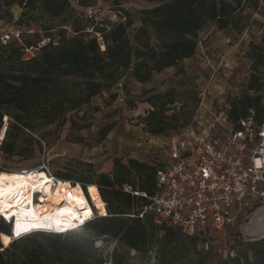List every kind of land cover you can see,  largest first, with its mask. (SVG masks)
<instances>
[{
    "label": "trees",
    "instance_id": "1",
    "mask_svg": "<svg viewBox=\"0 0 264 264\" xmlns=\"http://www.w3.org/2000/svg\"><path fill=\"white\" fill-rule=\"evenodd\" d=\"M142 1L153 6L138 12L140 25L133 29L131 39L128 33L133 22L128 13L124 24L108 30L94 28L93 31L103 36L105 46L101 51L95 36L85 31L91 22L76 12L69 0H0V10L6 9L9 16L12 6L19 7L18 24L26 17L25 24L32 27V13L36 9L49 19L62 20L55 35L51 34L54 28L44 27V36L51 41L56 39L57 45L46 44L33 58L24 59L22 51L35 46L39 36L34 42L22 41V45L0 44V129L7 110L55 119L53 115L61 114L62 109L76 112L89 105L95 96L110 90L125 74L138 84L150 82L155 74L194 56L197 34L208 22L218 30L236 28L235 15L241 4V0ZM95 3V0H77L80 11ZM252 65L246 91L230 99L225 106L228 122L235 127L251 114L257 125L264 122V86L257 75L259 67H264L263 50ZM68 78L80 80L77 95L60 93L61 81ZM115 98L113 95L111 99ZM164 99L157 95L145 101L151 109L145 112L140 124L153 137H165L184 126L179 125L177 114H167L168 106L174 101ZM23 128L28 129L30 125L15 117L9 131L20 132ZM112 128V124L103 128L99 132L101 139ZM0 152L8 158L21 156L16 136L7 132L0 142ZM162 167L159 163L133 158L125 162L114 158L108 172H96L90 180H73L67 174H55L54 179L59 182L79 185L89 202L86 188L94 185L105 203L107 215L97 216L92 206L94 217L72 230L63 233L32 231L13 239L5 248L0 244V264H107L95 247L100 239L116 243L109 264H127L119 248L142 257L155 249L154 264H182L187 246L195 249L201 240L184 235L176 227L157 224L150 212L138 217L150 205L149 198L156 194V173ZM2 234L10 236L11 226L0 217V236ZM260 243H264V239L257 245ZM244 257L247 261V256ZM201 258L198 256V261ZM254 259L264 264V256H254ZM230 261L237 262L239 257Z\"/></svg>",
    "mask_w": 264,
    "mask_h": 264
},
{
    "label": "rangeland",
    "instance_id": "2",
    "mask_svg": "<svg viewBox=\"0 0 264 264\" xmlns=\"http://www.w3.org/2000/svg\"><path fill=\"white\" fill-rule=\"evenodd\" d=\"M96 1L100 5L112 8L121 6L127 10L133 22L128 33L130 39L133 29L140 25L138 12L153 6L142 0ZM69 2L82 16L77 0ZM5 11L4 8L0 10V19L4 24L34 31L32 35L24 33L23 42H34L38 36L41 39L45 26L54 28L51 34L55 35L62 25L61 19H49L39 9L32 13V27L25 24L26 17L18 24L21 14L18 6L9 9L10 16ZM235 18L237 26L234 29L218 30L213 23L208 22L197 34L198 44L194 56L183 60L176 67L155 74L146 84H138L125 74L110 90L95 96L89 105L76 112L62 109L61 114L53 115L55 119L40 114L21 115L15 110H7V128L5 130L2 122L0 142L10 132V135L16 136L22 155L8 158L0 152V172L42 170L53 178L57 173H64L73 180H90L96 172H108L114 158L123 162L133 158L161 164L166 156L163 147L197 133L203 124L225 111L230 99L246 91L254 59L261 50L264 51V0H241ZM257 75L264 86L263 66L259 67ZM80 83L75 78L64 79L60 84V93L77 95ZM113 95H116L114 100L111 99ZM157 95L174 101L168 106L167 114H177L180 117L179 125H184L165 137H153L140 126L145 112L151 109L145 101ZM15 117L30 125V128H23L20 132L9 131ZM111 124L113 128L101 139L99 132ZM50 185L54 189L58 182L51 181ZM86 192L90 202L82 194L93 213L92 206L95 210L96 207L88 188ZM42 195V190L33 194L35 208L41 205ZM96 215L99 216V213ZM37 224L39 229L50 230L43 223L37 221ZM52 226L55 232L63 230L58 221L52 222ZM211 238L208 251L202 249L201 244L195 249L187 246L182 264H260L254 256H264V243L257 245L264 239V200H252L240 209L231 210L226 226ZM0 244L2 248L8 246L3 245L1 240ZM115 246V242H106L104 239L95 242V247L107 264ZM119 253L126 257L127 264L155 263V249L146 257L124 248H119ZM198 256H202L200 261ZM235 256L239 257V261L231 262ZM244 256H247V261Z\"/></svg>",
    "mask_w": 264,
    "mask_h": 264
},
{
    "label": "built area",
    "instance_id": "3",
    "mask_svg": "<svg viewBox=\"0 0 264 264\" xmlns=\"http://www.w3.org/2000/svg\"><path fill=\"white\" fill-rule=\"evenodd\" d=\"M81 12L91 22L85 31L95 36L103 51V36L94 28L108 30L124 24L127 10L96 1ZM24 33L32 35L34 31L4 24L0 19V44L22 45ZM56 41L43 36L35 46L23 48V58L35 57L39 49L50 42L55 46ZM7 123L5 116V130ZM163 151L166 156L161 162L163 167L156 173V194L149 198L150 205L138 217L142 218L146 212L154 214L157 224L173 226L188 237L202 239L200 244L205 251L211 237L226 226L231 210L240 209L252 200H264V122L257 125L253 114L235 127L228 122L225 111H221L197 133L175 140ZM44 173L50 177L48 172ZM0 217L9 226L15 219L3 214Z\"/></svg>",
    "mask_w": 264,
    "mask_h": 264
},
{
    "label": "bare ground",
    "instance_id": "4",
    "mask_svg": "<svg viewBox=\"0 0 264 264\" xmlns=\"http://www.w3.org/2000/svg\"><path fill=\"white\" fill-rule=\"evenodd\" d=\"M49 178L42 170L13 171L0 175V214L6 218L15 217L12 220L10 236H0L3 245H9L12 238L39 229L37 221L47 225L50 230L54 229L52 222L58 221L62 229L66 230L93 218L91 207L88 206L78 185L70 186L69 182L60 181L58 186L52 189ZM40 190L44 195L40 199L41 205L35 208L32 203L33 194ZM88 191L99 216H105V203L101 200L97 188L89 185ZM17 225L20 226V235H16ZM5 237L8 238L7 242Z\"/></svg>",
    "mask_w": 264,
    "mask_h": 264
},
{
    "label": "snow or ice",
    "instance_id": "5",
    "mask_svg": "<svg viewBox=\"0 0 264 264\" xmlns=\"http://www.w3.org/2000/svg\"><path fill=\"white\" fill-rule=\"evenodd\" d=\"M16 235H20V226L17 225V232H16ZM5 239V242H7V237L4 238Z\"/></svg>",
    "mask_w": 264,
    "mask_h": 264
}]
</instances>
